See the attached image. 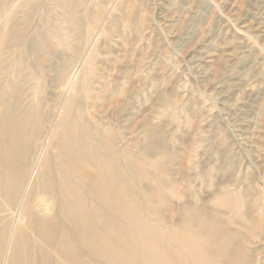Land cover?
I'll return each instance as SVG.
<instances>
[{
    "label": "rangeland",
    "instance_id": "rangeland-1",
    "mask_svg": "<svg viewBox=\"0 0 264 264\" xmlns=\"http://www.w3.org/2000/svg\"><path fill=\"white\" fill-rule=\"evenodd\" d=\"M11 93L31 120L55 104V121L79 93L73 114L109 130L128 215L87 210L113 218L114 264H264V0H0ZM39 125L32 152L54 134Z\"/></svg>",
    "mask_w": 264,
    "mask_h": 264
},
{
    "label": "bare ground",
    "instance_id": "bare-ground-1",
    "mask_svg": "<svg viewBox=\"0 0 264 264\" xmlns=\"http://www.w3.org/2000/svg\"><path fill=\"white\" fill-rule=\"evenodd\" d=\"M66 81V90L76 92V75ZM78 97L76 93L64 103L59 121L53 120L55 104L52 113L34 114L31 120L19 113L20 95L12 94L11 104L0 98V256L8 238L10 264L115 263L111 238L119 232L109 223L113 218L99 209L88 213L87 203L102 204L115 219H126L125 192H113L115 176L121 185L125 178L113 172L119 153L110 147L109 130L91 131L83 111L73 114ZM40 120L54 134L41 150L32 152L30 140L41 132ZM27 152L36 157L42 152L43 159L37 164L36 157L31 158L29 164ZM27 165L33 170L30 180L35 178L31 190L30 182L25 187ZM87 184L90 190L82 191L79 186Z\"/></svg>",
    "mask_w": 264,
    "mask_h": 264
}]
</instances>
